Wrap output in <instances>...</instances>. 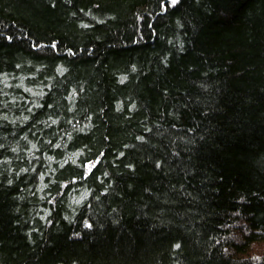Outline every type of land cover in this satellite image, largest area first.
<instances>
[{
    "label": "trees",
    "instance_id": "16d2710c",
    "mask_svg": "<svg viewBox=\"0 0 264 264\" xmlns=\"http://www.w3.org/2000/svg\"><path fill=\"white\" fill-rule=\"evenodd\" d=\"M0 145V264H264V0H0Z\"/></svg>",
    "mask_w": 264,
    "mask_h": 264
},
{
    "label": "snow or ice",
    "instance_id": "6c2138e0",
    "mask_svg": "<svg viewBox=\"0 0 264 264\" xmlns=\"http://www.w3.org/2000/svg\"><path fill=\"white\" fill-rule=\"evenodd\" d=\"M177 2H178V0H167V3H170L172 5L177 4ZM9 39H11V37H9ZM69 51H71V50H69ZM0 147H2V145H0ZM91 163H92L91 161H88L86 164V167L89 168V171H91ZM177 247H179V245H177Z\"/></svg>",
    "mask_w": 264,
    "mask_h": 264
}]
</instances>
